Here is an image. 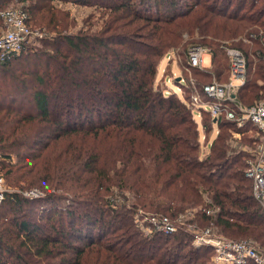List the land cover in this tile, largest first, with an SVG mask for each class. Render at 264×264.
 Wrapping results in <instances>:
<instances>
[{
	"label": "trees",
	"instance_id": "trees-1",
	"mask_svg": "<svg viewBox=\"0 0 264 264\" xmlns=\"http://www.w3.org/2000/svg\"><path fill=\"white\" fill-rule=\"evenodd\" d=\"M58 3L94 10L78 27ZM19 4L53 51L26 46L0 61V165L18 188L0 202V264H212L185 227L145 234L140 207L175 217L215 205L197 219L264 251L251 154L239 148L257 138H234L221 117L206 152L190 89L156 83L163 57L172 50L188 66L193 44L212 55L191 68L197 86L226 83L233 46L248 66L239 102L263 99L264 0H0V10ZM203 114L210 139L216 124ZM32 188L43 196L23 195Z\"/></svg>",
	"mask_w": 264,
	"mask_h": 264
},
{
	"label": "built area",
	"instance_id": "built-area-1",
	"mask_svg": "<svg viewBox=\"0 0 264 264\" xmlns=\"http://www.w3.org/2000/svg\"><path fill=\"white\" fill-rule=\"evenodd\" d=\"M0 17L4 23L0 33V61L4 62L19 55L26 46H29L32 38L39 34V30L28 24V14L22 6L11 5L2 9ZM206 52L208 49L204 46L191 45L188 49L187 67L189 69L193 67L208 68L204 65ZM226 53L230 60L228 82L215 81L204 84L200 89L193 78H189L188 81L181 77L180 90L190 89L189 104L194 111H200V116L204 110L209 112L214 120L216 119V122L214 121L216 125L221 117L233 122L238 129L233 133L234 138L238 139L246 135L249 130L250 136L257 138L254 154L252 153V156L247 160L246 176L253 181L254 196L264 208V98L251 105L239 102L238 91L248 78L247 58L240 49L233 46H228ZM210 145H207V148H210ZM7 191L4 187V177L0 176V202L4 200ZM25 195L39 198L43 196V193L38 190H30L26 191ZM218 209L215 205L209 206V208H196L193 209V212L179 214L177 220L169 215L145 212H142L140 218L145 219L151 225L150 233L171 234L177 232L179 227L184 226L193 234L195 247L212 249V264H264V251H261L251 239L236 240L221 237L214 231L215 225L213 224L201 228L197 222L188 223L195 221L197 218L195 213L199 211L213 215L218 212Z\"/></svg>",
	"mask_w": 264,
	"mask_h": 264
},
{
	"label": "rangeland",
	"instance_id": "rangeland-1",
	"mask_svg": "<svg viewBox=\"0 0 264 264\" xmlns=\"http://www.w3.org/2000/svg\"><path fill=\"white\" fill-rule=\"evenodd\" d=\"M59 6L65 8V9H69L72 16H74L76 19H77V23H78V27H81L84 23V20L86 18H88V16L93 12V8L91 7H87V6H81V5H77V4H74V3H58ZM21 4H19L18 6H20ZM97 16H99L97 14ZM38 29V28H37ZM42 32L39 31V34L38 35H35L33 38H32V42L30 43L29 45V51L28 52H40V51H46V52H51L53 51L51 48H49L47 45H45L41 38H42ZM185 61L184 57H182V61L181 59H179L178 55H176V52L174 51H170L168 52L164 57L163 59L161 60L159 66H158V73H157V77H156V83L161 87L163 88L166 92H169V91H174L176 93H178L179 95H182L184 96L185 94V90L183 89L182 91L180 90L181 88V85L178 81V78L181 79L182 76L185 77V79L187 78H193L194 80L195 79V76L194 74L192 73V70L189 69L186 65H182L183 62ZM211 62H212V55L210 52H206L205 55H204V65L206 67H210L211 66ZM1 76V75H0ZM202 79L201 80H206L205 78L201 77ZM212 80V79H210ZM195 114H194V117L198 120L199 122V128H200V131H201V136H200V140L202 142V145H204L203 149L206 151V152H209V149L210 148H207V145H205L208 140H209V143L212 142V140L217 136V132L219 131L220 132V128L219 126H215L212 130H211V133L209 135L210 139H208V134H207V131L205 130V128L203 127V122H202V119L204 118V114L202 112L201 116H200V111L199 110H195L194 111ZM211 115V114H210ZM250 130L248 133H246L245 136H250ZM242 139V137H240ZM240 138H238L240 140ZM238 143V142H237ZM237 143H236V146H237ZM256 146V144L254 143H245L243 144L242 147H239V148H243L245 152L251 154L252 156V153L254 154V151L256 148H254ZM244 152V153H245ZM246 154V153H245ZM249 159V156L247 157V160ZM6 169H2L1 168V165H0V176H3L4 173H5ZM3 174V175H2ZM4 177V176H3ZM4 187H6L7 190H10V191H14L16 189H18L17 187L15 186H12L8 183L7 181V178L4 177ZM30 190H38L39 192H41L39 189L37 188H32V189H27V190H21L23 192V195H25V192L26 191H30ZM28 198H31L29 196H26ZM206 201L210 202L209 200V197H206ZM198 208L200 207H206L204 205H201V206H197ZM264 210V208H263ZM142 212H145V213H154V214H159V215H163L162 213H158L156 211H153V210H149V209H146V208H139V210H137V212H135V222L136 224L139 226L140 229H142V231L145 233V234H150V230H151V225L148 224V222L143 219V218H140V215L142 214ZM188 211L184 212L183 214H187ZM181 214V213H180ZM165 215H168V214H165ZM171 216V215H169ZM179 216V215H178ZM174 220H177V216L173 217L171 216ZM140 221V222H139ZM194 222H197L199 226H201V228L203 227H206L207 225L202 223V221L198 218L195 219V221H189L188 223H194ZM187 223V224H188ZM201 223V224H200ZM181 227H184V226H181ZM181 227H179V230L181 229ZM214 231L217 232L218 236H221V237H225V238H229V239H232L231 237L227 236L221 228L219 227H214ZM243 239H250V238H243ZM236 240H239V239H236ZM210 263H211V258H210Z\"/></svg>",
	"mask_w": 264,
	"mask_h": 264
},
{
	"label": "water",
	"instance_id": "water-1",
	"mask_svg": "<svg viewBox=\"0 0 264 264\" xmlns=\"http://www.w3.org/2000/svg\"><path fill=\"white\" fill-rule=\"evenodd\" d=\"M178 81H180V78H178ZM214 121L216 122V119Z\"/></svg>",
	"mask_w": 264,
	"mask_h": 264
}]
</instances>
